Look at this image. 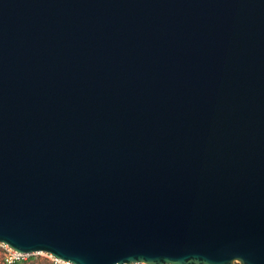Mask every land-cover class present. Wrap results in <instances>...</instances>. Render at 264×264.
<instances>
[{
	"label": "water",
	"instance_id": "95a60500",
	"mask_svg": "<svg viewBox=\"0 0 264 264\" xmlns=\"http://www.w3.org/2000/svg\"><path fill=\"white\" fill-rule=\"evenodd\" d=\"M0 243L264 264V0H0Z\"/></svg>",
	"mask_w": 264,
	"mask_h": 264
},
{
	"label": "built area",
	"instance_id": "2783aa9c",
	"mask_svg": "<svg viewBox=\"0 0 264 264\" xmlns=\"http://www.w3.org/2000/svg\"><path fill=\"white\" fill-rule=\"evenodd\" d=\"M0 245L4 249L3 259L7 263H12L15 260H18L20 258H24V255L26 254V253L17 252L15 250L11 249L10 247L6 246L3 243H0ZM39 252H41V251H39ZM48 256L50 257V260H51V262L53 264H71L68 261H64V260L55 258V257L51 256L50 254H48ZM121 264H150V263H146L144 261H131V262H124V263H121ZM158 264H171V263H158ZM196 264H203V263H196Z\"/></svg>",
	"mask_w": 264,
	"mask_h": 264
},
{
	"label": "rangeland",
	"instance_id": "374dc122",
	"mask_svg": "<svg viewBox=\"0 0 264 264\" xmlns=\"http://www.w3.org/2000/svg\"><path fill=\"white\" fill-rule=\"evenodd\" d=\"M4 249L0 245V264H53L48 256L49 253L36 252L25 254L24 258L18 259L17 263H7L3 259Z\"/></svg>",
	"mask_w": 264,
	"mask_h": 264
},
{
	"label": "trees",
	"instance_id": "16d2710c",
	"mask_svg": "<svg viewBox=\"0 0 264 264\" xmlns=\"http://www.w3.org/2000/svg\"><path fill=\"white\" fill-rule=\"evenodd\" d=\"M18 260H15L13 263H17Z\"/></svg>",
	"mask_w": 264,
	"mask_h": 264
}]
</instances>
